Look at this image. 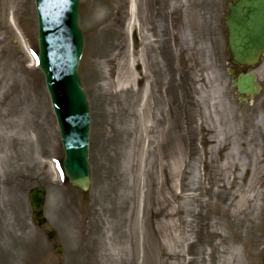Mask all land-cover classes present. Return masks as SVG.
<instances>
[{
  "label": "rangeland",
  "instance_id": "1",
  "mask_svg": "<svg viewBox=\"0 0 264 264\" xmlns=\"http://www.w3.org/2000/svg\"><path fill=\"white\" fill-rule=\"evenodd\" d=\"M226 12L224 0H80L82 193L61 173L43 77L25 51L37 53L33 0H0V264H259L264 124L229 86ZM34 187L43 226L31 220Z\"/></svg>",
  "mask_w": 264,
  "mask_h": 264
},
{
  "label": "water",
  "instance_id": "2",
  "mask_svg": "<svg viewBox=\"0 0 264 264\" xmlns=\"http://www.w3.org/2000/svg\"><path fill=\"white\" fill-rule=\"evenodd\" d=\"M44 0H36L38 11V45L40 69L57 117L60 141L64 150L63 169L70 183L88 188L89 116L85 96L76 73L83 50L77 25L79 0H52L49 11ZM226 25L229 47L234 60L253 65L264 52V0H239L231 8ZM239 93L252 94L254 76H240L235 83ZM33 212L41 211L43 194L34 189L29 194ZM40 223L41 218L34 215Z\"/></svg>",
  "mask_w": 264,
  "mask_h": 264
},
{
  "label": "flooded vegetation",
  "instance_id": "3",
  "mask_svg": "<svg viewBox=\"0 0 264 264\" xmlns=\"http://www.w3.org/2000/svg\"><path fill=\"white\" fill-rule=\"evenodd\" d=\"M228 2L233 4L235 0H229ZM230 65L232 68L231 71H233L234 73L233 76L241 72H246L248 70L246 67L235 66L232 63ZM257 68H258V73L259 74L262 73V84H260L261 90L257 96L252 98L250 105L252 107L251 111L253 117H258L259 122L261 124H264V57L262 59V62ZM261 203H262V211H261V216L259 217V222L257 224L258 237L256 243L253 245H255V249L258 253L259 264H264V190L261 197Z\"/></svg>",
  "mask_w": 264,
  "mask_h": 264
},
{
  "label": "bare ground",
  "instance_id": "4",
  "mask_svg": "<svg viewBox=\"0 0 264 264\" xmlns=\"http://www.w3.org/2000/svg\"><path fill=\"white\" fill-rule=\"evenodd\" d=\"M132 8H134V6H132ZM139 61H140V59H139L138 56H136V58L135 59L133 58V60H132V66L134 65L133 67H135V68H133V72L131 73V80H132V84H134V85L136 83L138 84L140 82V80H141L139 78L140 75L138 73L139 69H138V67L135 66L136 64L139 65ZM2 158H3V156H2V152L0 150V161L1 162H2ZM178 159H179V157H178ZM219 170L221 171V173H217L216 174L217 177L214 174V177H216L215 181L220 182L221 186H225L226 183H227V179H228L226 164H222ZM248 185H250V183ZM251 186H252V184L250 185V187ZM252 188H253V186H252ZM252 188H251V190H252ZM173 217H174V212H171L167 216V221H166V223H167L166 227L167 228H171L172 229V226H173L172 219H173ZM169 236L172 239V241H174L173 244L177 245V242H175V241H178V240H174L173 236L170 235V233H169ZM173 247H174L173 245L170 246V244H167L166 248H167L168 252L170 253L169 255L173 256V259L176 258V260H178V258L181 257L182 252H178V253L175 254V252H174L175 249L173 250ZM177 264H179V263H177Z\"/></svg>",
  "mask_w": 264,
  "mask_h": 264
}]
</instances>
